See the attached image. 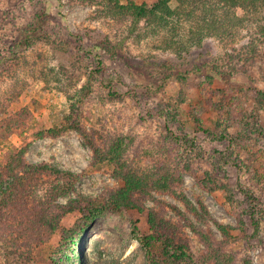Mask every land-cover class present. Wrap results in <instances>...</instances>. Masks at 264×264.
Returning <instances> with one entry per match:
<instances>
[{
    "label": "rangeland",
    "instance_id": "1",
    "mask_svg": "<svg viewBox=\"0 0 264 264\" xmlns=\"http://www.w3.org/2000/svg\"><path fill=\"white\" fill-rule=\"evenodd\" d=\"M132 1L149 8L156 2ZM108 3L0 0V163L26 148V164L70 173L72 184L52 201L58 213L78 198L110 203L124 188L116 170L148 176L178 165L176 196L133 193L131 208H106L80 238L84 218L78 209L63 214L40 244L0 237V264H148L136 237L164 236L161 219L175 229L173 244L184 246L195 264H213L197 232L209 234L231 256L230 264H264V21L238 8L235 19H223L220 36L196 34L198 27L184 21L154 31L146 21L134 25L128 16L113 19ZM178 5L170 3L173 9ZM199 39L205 56L229 80L208 85L194 73L178 81L162 69L135 70L138 59L178 62L173 47L190 50ZM98 60L99 73L94 72ZM85 85L91 93L84 97ZM74 103L79 127L101 150L125 137L118 164H96L74 129L36 136L59 128ZM7 126L17 128L9 133ZM169 134L184 140L164 139ZM60 179L46 176L37 191L43 193L52 182L65 185ZM150 214L160 227H151ZM217 225L226 228L227 239ZM160 251L155 244L150 260L154 255L156 263L168 264Z\"/></svg>",
    "mask_w": 264,
    "mask_h": 264
},
{
    "label": "trees",
    "instance_id": "2",
    "mask_svg": "<svg viewBox=\"0 0 264 264\" xmlns=\"http://www.w3.org/2000/svg\"><path fill=\"white\" fill-rule=\"evenodd\" d=\"M126 1L127 3L123 5L120 3V0H108L109 5L106 7L112 11V18L118 19L128 16L132 19L134 25L146 21V26H149L154 31L160 30L163 27H173L174 24H171L172 22L180 24L184 21L192 22L194 26L198 27L196 34H205L207 32L208 36H220V31L223 29V19H226L230 15L235 19V15L232 13L238 8L242 9L247 16L259 14L260 20L264 21V0H156L150 8L145 4L137 5L132 0ZM174 1L179 5L173 9L170 3ZM200 23L204 26H200ZM260 33L263 38L261 40H264V28H261ZM191 35L195 34L192 33ZM202 42V39H199L198 46L190 50H186L184 47H173L172 50L176 51L178 62L174 60H133V63L136 64L135 70L162 69L178 81H185L188 78L187 76L194 73L202 76L204 78L203 82L208 85L215 80L221 82L229 80L230 76L220 69L221 66L209 59L208 55L205 56L204 51L207 50L202 46ZM252 47L254 48V46ZM97 63L98 68L94 72L99 73L101 61L98 60ZM82 92H84V97L89 95L91 93L90 86L85 85ZM109 94L116 96L115 93H111L110 91ZM79 102L80 99L76 103ZM76 103L71 106V114L63 117L59 128L48 129L46 133L42 131L38 132L36 136L38 138H42L45 135L56 137L62 134L64 130L74 129L82 136L85 144L90 146L93 160L96 164L103 162L118 164L121 161L122 153L127 147L124 141L125 137L108 142L107 147L101 150L93 142V137L89 136L79 127L80 123L77 120L79 109ZM73 115L76 118H73ZM7 127L6 130L9 133L17 128L15 126ZM4 129L2 127V130ZM174 138L175 142L184 140V138L178 140L170 134L166 135L164 139L174 140ZM219 138L225 139L226 136L220 135ZM25 149L14 150L13 153H10L6 157L4 162L0 163V237H4L3 239H7L8 242L24 241L27 245L40 244L41 241L45 240L58 227V222L63 214L70 213L75 209L80 210L84 218L83 227L80 228L82 229L81 234L77 233L78 238H80L93 220L102 214L106 208H112L113 210L131 208L130 197L133 193L139 192L144 194L148 190H151L176 196L174 187L179 183L178 176L181 172L178 165L173 166L172 169H168L170 167L167 166L165 170L161 169L164 170L162 173L156 175L151 173L148 176H138L137 174L128 173L126 170H120L119 172L116 170L115 176L117 179L122 180L124 188L116 193V196L113 197L110 203L99 206L93 203V201L78 198L68 208H63L62 213H58L55 209L56 207H52V201H54L56 194H63L69 188L72 184L70 180L73 176L48 164L35 166L26 164L24 162ZM46 176L61 177L60 180L65 179V185H60L59 183L54 185V182H52L45 188L43 193L37 191V184L41 180L45 182L44 178ZM69 177L70 179L67 181ZM178 198L189 211L194 212L199 218L198 210L186 198L183 196ZM201 210L207 213L204 208ZM157 221L158 219L150 214L149 224H151L152 228H155L154 226L160 227L158 225V222H160L161 226L165 227L164 236L155 233L151 236L136 237V241L145 251L148 264H158L154 260V255L152 260H150L152 256L151 248L157 243H159L161 248L160 257L163 258V261H168V264H174L181 260H185L189 264H195L193 257L185 251L184 246H175L173 244L170 234L175 229L172 225L162 219L161 221ZM217 226L220 234L227 239L228 232L226 228L221 225ZM197 234L203 245L206 246L208 258L213 264H230L231 256L220 251L209 234L206 235L201 232H197ZM244 264L252 263L245 261Z\"/></svg>",
    "mask_w": 264,
    "mask_h": 264
}]
</instances>
